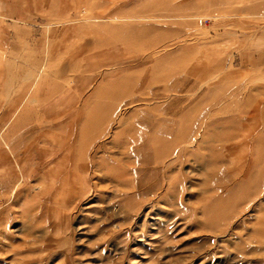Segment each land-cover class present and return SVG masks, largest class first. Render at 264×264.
I'll return each mask as SVG.
<instances>
[{"label": "rangeland", "instance_id": "obj_1", "mask_svg": "<svg viewBox=\"0 0 264 264\" xmlns=\"http://www.w3.org/2000/svg\"><path fill=\"white\" fill-rule=\"evenodd\" d=\"M262 135L264 0H0V264H264Z\"/></svg>", "mask_w": 264, "mask_h": 264}, {"label": "bare ground", "instance_id": "obj_2", "mask_svg": "<svg viewBox=\"0 0 264 264\" xmlns=\"http://www.w3.org/2000/svg\"><path fill=\"white\" fill-rule=\"evenodd\" d=\"M188 129H189V128H188ZM189 130H190V129H189ZM191 130H192V129H191ZM186 131H187V130H186ZM184 134H185V132H184ZM184 134H182L181 137L184 136ZM192 134H193V133H192ZM190 136H191V133H190ZM262 136H264V135H262ZM176 137H177V136H176ZM181 137H180V138H181ZM188 137H189V133H188L186 139H187ZM180 138L178 137V139H180ZM182 138H183V137H182ZM189 138H190V137H189ZM186 139H185V140H186ZM180 140H182V139H180ZM180 140H178V141H180ZM183 140H184V139H183ZM187 140H188V139H187ZM262 142L264 143V141H262ZM253 144H254V143H253ZM262 148H263V147H262ZM263 149H264V148H263ZM143 161H144V160H143Z\"/></svg>", "mask_w": 264, "mask_h": 264}]
</instances>
